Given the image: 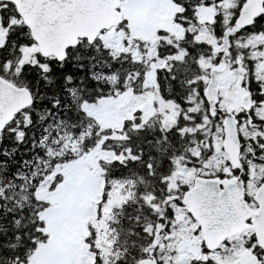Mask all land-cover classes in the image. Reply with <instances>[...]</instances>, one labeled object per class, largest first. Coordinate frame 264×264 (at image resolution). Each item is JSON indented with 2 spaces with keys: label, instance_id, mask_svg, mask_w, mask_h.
Here are the masks:
<instances>
[{
  "label": "snow or ice",
  "instance_id": "6c2138e0",
  "mask_svg": "<svg viewBox=\"0 0 264 264\" xmlns=\"http://www.w3.org/2000/svg\"><path fill=\"white\" fill-rule=\"evenodd\" d=\"M22 2L23 0H0V31L3 32V42L0 43V75L17 82L31 97L30 104L20 110L26 113V118L17 120L13 117L0 127V264H38L37 256L47 248L49 239V233L44 230L45 220L41 217V212L49 208L51 201L40 200L36 195L37 189L43 186V182L47 185V190L52 192L60 182L65 181L64 173L53 172L54 165L68 159L75 160L78 155L93 148L106 132H111L110 128H101L97 116L90 115L86 106L98 105L101 100L108 98L121 103L129 92L132 97H137L154 90L162 100L171 101L180 109L178 122L167 128L162 125L153 128L151 123H142V109H134V119L125 121L120 130L124 132L129 157L122 166L127 167L129 163L135 164L143 159L145 149L142 143H155L156 151L160 150L163 143L167 150L170 137L183 140L186 135H190L182 132L181 126L189 122L188 116L194 117L198 123L202 122L201 115L198 114L200 108L203 109L204 118L210 122L229 115L221 107L222 96L210 100L208 95L209 89L215 91V79L222 73L221 69L213 65L223 61L228 72L240 74L239 86L246 91L249 101L247 107L236 111L237 123H241L240 117L250 118V122L258 130L256 138L264 141V136L259 135L260 126L264 125V115H257L259 110L264 109V67L257 68L259 62H264V55L252 54L254 51L264 52V44H242L237 52L232 42V38L243 42L245 37L264 36V0H259L260 11L252 15L248 22L235 27L241 10L248 4V0H236L233 14L227 21V26H233V30L228 33L227 53L221 50L213 54L210 45L192 39L193 30H186L185 36L190 42L183 46L182 56L174 55L180 47L178 44L157 46L154 53H149L146 42L135 38L137 48L134 56L132 44L127 37L121 41L124 50L114 52L97 36L91 41L82 37L75 44L65 45L63 55H45L36 51L25 57L22 48L30 47L36 43V39L31 35L29 25L22 19ZM174 2L181 6V11L174 19L185 17L180 22L186 26L189 20H194L192 14L196 11L195 5L218 0ZM225 26L223 17L217 13L213 20L214 34L218 37L223 35ZM118 28H124L128 32L127 18L121 21ZM204 47L208 48L207 53L200 51ZM206 55H211V61L208 67H203L199 59ZM149 73L155 83L154 89L152 84L145 82ZM198 102L200 108L194 111L193 106ZM153 107H156V101H153ZM132 123H142V126L129 129L128 125ZM146 129L159 132V136L155 140H144L140 134ZM135 137L139 139H134ZM111 139L106 137L100 147L109 146ZM73 142L78 151L69 147ZM114 147L119 149L124 145ZM145 168L151 176L150 165ZM24 169L28 171L25 172ZM235 171L238 169H233ZM50 173L51 180H47ZM164 183L166 181L161 180V184ZM245 199L251 200L252 197L246 196ZM175 202L181 203L178 199ZM144 210L150 216L144 215L142 219L162 224L160 232H168L170 227H174L171 224L173 210L167 204L163 216L152 212L148 205H144ZM140 211V208L136 209L137 213ZM128 219L131 220V216ZM140 219L138 215L126 229L125 240L118 246L119 253L112 264H146L148 261L151 264H174L171 256L175 249H164L158 244H152L156 224H152L153 231L150 232L140 223ZM247 222H251V217L247 218ZM141 236L145 239L141 240ZM90 239L91 237L86 238V242ZM161 239L167 241L168 237L162 236ZM234 245L247 250L251 257L250 264H264V245L257 242L254 233L241 239L239 243L226 238L215 248L201 242L202 258L193 257L189 264H217L213 256L207 254L217 252L223 256L231 253ZM90 250L98 252L91 245ZM95 264H102L101 256L95 257Z\"/></svg>",
  "mask_w": 264,
  "mask_h": 264
},
{
  "label": "flooded vegetation",
  "instance_id": "af4514ba",
  "mask_svg": "<svg viewBox=\"0 0 264 264\" xmlns=\"http://www.w3.org/2000/svg\"><path fill=\"white\" fill-rule=\"evenodd\" d=\"M225 1L218 0V2L209 4L201 2L195 5L196 11L192 14L194 20H189L185 26L180 22L185 17L174 19L181 11V6L171 0L175 10L170 22L156 27L151 39L140 40L146 42L145 46L148 47L149 53H154L157 46L178 44L180 47L174 55L182 56L183 46L190 42L185 32L193 30L192 39L210 45L213 54L221 50L227 53L228 33L233 30V26H227V21L233 14L232 9L235 7L236 0H231V6L228 8L225 6ZM203 8L212 9L211 16L208 10ZM120 11L124 20L126 18L124 0H121ZM148 11L153 18H156L152 9ZM160 12L166 13L167 7L163 5ZM217 13L221 14L226 25L223 28L224 34L219 37L213 32V20ZM240 16L234 24L235 27L239 26ZM147 19L145 24L151 20ZM158 29L164 31L158 32ZM232 42L236 51L239 52L242 44L253 46L264 44V36L245 37L243 42L232 38ZM200 51L207 53L209 50L204 47ZM252 54L260 56L264 55V52L254 51ZM210 61L211 55L201 56L199 59L203 67H208ZM213 67L221 69L222 73L215 79V94L212 95L208 91L209 99L215 100L217 96H222L221 107L229 115L219 121L210 122L204 118L199 102L194 105V111L200 108L198 114L201 115L202 122L198 123L192 116L187 117L189 122L183 124L182 132L190 133V135H186L180 141L182 148L176 151L178 154H172L163 167L154 170L153 174L156 177L154 182L161 186V189L159 191L150 189L148 192L150 199L156 198L158 201L155 205L157 215H164L166 204L173 210L171 224L174 227H170L168 232H160L163 225L154 222L156 229L153 232L152 244H158L164 249H175L171 256L174 264H189L193 257L202 258L201 242L206 243L210 248H215L221 245L226 238L239 243L241 239H246L254 233L257 242L264 245V210L261 211L262 204H264V179H261L264 177V141L256 138L258 130L256 125L250 122V118L240 117L241 123H237L236 111L249 105L246 91L241 90L239 86L240 74L228 72L223 61ZM260 67H264V62L258 63L257 68ZM151 80L154 89L155 83L152 76ZM155 93L160 97L159 93ZM159 100L172 105L171 113L176 114L174 117L176 123L180 109L171 101L161 98ZM257 115H264V109L259 110ZM160 118L158 116L157 119H152L159 123ZM227 134L231 136L230 145L233 153L226 149ZM259 135L264 136V125L260 126ZM171 142L174 144L175 139H171ZM233 169H238V171L233 172ZM161 180L166 183L161 184ZM139 181L141 180L124 178L129 192L130 187L134 188ZM197 182H200L199 186ZM189 193L190 195L185 198ZM246 196L252 199L247 200ZM177 199L181 203H176ZM196 214L202 216L201 222ZM249 217H251L250 223L247 222ZM259 233L262 234L261 237ZM162 236H167V241H163ZM165 254L167 255V252ZM207 255L213 256L217 264H250L251 260L246 249L242 246L235 247V245L229 254L221 256L220 253L210 252Z\"/></svg>",
  "mask_w": 264,
  "mask_h": 264
},
{
  "label": "rangeland",
  "instance_id": "374dc122",
  "mask_svg": "<svg viewBox=\"0 0 264 264\" xmlns=\"http://www.w3.org/2000/svg\"><path fill=\"white\" fill-rule=\"evenodd\" d=\"M231 0L225 1V6H231ZM165 5L166 13L160 10ZM152 9L156 18L150 14ZM209 16L212 9H207ZM175 8L171 0H124V15L127 18L128 32L124 28L113 27L101 33V39L105 46L114 52L124 50L121 41L127 37L132 44V52L135 56L137 45L135 40L151 39L154 30L170 22ZM202 10L200 11V13ZM149 18L150 22H147ZM3 42V32L0 31V43ZM38 51L36 44L22 48L25 57ZM146 83L152 84L151 73L146 78ZM160 97L153 91L145 92L140 96L132 97L130 92L125 95L121 103L110 98L103 99L98 105L86 106V111L97 116V120L106 128H121L123 122L133 116L135 108H141L144 120L160 116L158 124L167 128L175 122L176 114L171 113L173 107L167 102L159 100ZM156 101V107H153ZM167 109V111H165ZM114 133L112 136H115ZM103 140L87 153L79 155L76 161L58 168L65 175L62 181L52 192L40 189L37 192L39 198L50 200L49 208L45 209L42 217L45 220V231L49 233L47 248L37 256L38 264H93L99 254L107 257L110 252V232L108 220L113 207L120 206L132 194L133 188L126 183L115 182L109 196L102 200V164L105 161L117 157L112 151L100 147ZM72 148L78 151L73 143ZM51 180V177L49 178ZM101 201L100 205L99 202ZM101 215L97 217L99 209ZM97 217V218H96ZM90 228L95 230V245L97 251L90 250L86 238L89 237Z\"/></svg>",
  "mask_w": 264,
  "mask_h": 264
},
{
  "label": "water",
  "instance_id": "95a60500",
  "mask_svg": "<svg viewBox=\"0 0 264 264\" xmlns=\"http://www.w3.org/2000/svg\"><path fill=\"white\" fill-rule=\"evenodd\" d=\"M120 5L121 0H23L21 9L24 11L22 19L36 39L38 51L45 55H63L65 45L75 44L82 37L91 41L102 33L101 29L118 26L123 20ZM260 10L259 0H248L241 10L238 25L248 22ZM208 91L214 95L216 90ZM30 102L31 97L26 89L0 75V127L16 118L17 113ZM230 139L231 136L227 134L226 149L233 153ZM187 195L190 193L185 198ZM263 210L264 204L261 207ZM196 217L202 221L200 214H196ZM259 236L262 234L259 233Z\"/></svg>",
  "mask_w": 264,
  "mask_h": 264
},
{
  "label": "trees",
  "instance_id": "16d2710c",
  "mask_svg": "<svg viewBox=\"0 0 264 264\" xmlns=\"http://www.w3.org/2000/svg\"><path fill=\"white\" fill-rule=\"evenodd\" d=\"M7 79L17 84V82L13 81L11 78H7ZM21 117L26 118V113L20 112V115L19 116L17 115L16 119L19 120L21 119ZM133 119L134 117H131V118L126 119L125 121H131ZM140 120L142 123L143 122L151 123L153 128H159L158 122H156V120L154 119L144 120L143 116H140ZM125 121L123 122L121 128L119 129L110 128L111 132H106L103 136H101V139H100V140H104L106 137H111L112 138L111 144L104 148L108 151H112L117 156V157L112 158L111 160L103 162L102 164L103 172L101 176H102V188L103 189H102V200L101 201H105V199L109 196V193L111 192L115 182L124 183V178L126 177L135 178L141 181H139L136 184V186L133 188L134 192L127 198L126 202H123L120 206H116L112 208V211L110 213V218L107 222L108 230L110 232L109 240L111 241L110 242V252H109V255L105 258L98 254L99 256L102 257V264H112V261L116 258V256L119 253L118 246L121 245L123 241L125 240L124 233L126 229H128L131 226L132 220H135L138 215L141 217L140 223L144 224L145 228L148 231L152 232V224L155 222V220L150 219L149 221H145L142 219V217L144 215L150 216V213L145 212L144 205L150 206L151 211L157 214L155 205H157L158 201L156 200V198L150 199L148 197V192L150 189H155L158 191L161 189V186H159L157 183L154 182V179L156 177L153 174V172L158 167H163V165H165L168 162L169 157L172 154H178L176 153V151L182 148V144L180 142L181 139L179 137H174L175 139L174 144L171 142L172 138L170 137V142L167 144V150H165V146L163 143L161 144L159 151H156L157 146L155 143L151 145L142 143V146L145 149L143 159L139 160L138 163H135V164L129 163L127 167H123L122 166L123 163L127 162L129 159L126 153L127 144L125 143V140H124V132L120 131L122 127L124 126ZM97 122L100 124L101 128L109 129V128L102 126L98 120ZM142 123L141 124H136V123L129 124L128 128L129 129L139 128L142 126ZM173 124H175V122ZM180 130L181 131L184 130L183 124ZM114 133L116 135L112 136ZM5 135L7 136L8 134L5 133ZM140 136H142L144 140H147L149 138H152L153 140H155V138L159 136V132L150 131L146 129V131L144 133H141ZM134 139H139V137H135ZM119 145H124V147L119 148V149H117V147H114V146H119ZM69 147H72V145H69ZM149 156H151V160H149ZM78 157L79 155L76 157L75 160L68 159L64 161L63 163L57 162L53 167V172L60 171L58 168H61L64 165H67V164L72 163L73 161H76ZM113 161H120L121 163H112ZM146 165H150V171L152 173L151 176H149L148 171L145 168ZM24 171L27 172L28 169H24ZM51 175L52 173H50L48 177H46V179L50 180L49 178L51 177ZM42 185H43L42 187L37 189V192L40 189H47L46 184H43L42 182ZM37 192H36V195H37ZM39 199L43 200L41 198ZM101 201L99 202V205ZM137 208L141 209L140 213L136 212ZM98 210L99 212H98L97 217L101 215L100 208ZM42 213L43 212H41V217H42ZM129 216H131L132 218L131 220L128 219ZM45 228H46V224L44 226V230ZM95 236H96L95 230L90 228L89 237H91V239L87 241L89 244V247L91 245L94 248ZM144 239L145 238L141 236V240H144ZM93 264H95V260Z\"/></svg>",
  "mask_w": 264,
  "mask_h": 264
},
{
  "label": "bare ground",
  "instance_id": "6f19581e",
  "mask_svg": "<svg viewBox=\"0 0 264 264\" xmlns=\"http://www.w3.org/2000/svg\"><path fill=\"white\" fill-rule=\"evenodd\" d=\"M107 31V30H106ZM11 81V80H10ZM216 87V86H215Z\"/></svg>",
  "mask_w": 264,
  "mask_h": 264
}]
</instances>
